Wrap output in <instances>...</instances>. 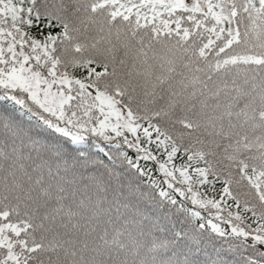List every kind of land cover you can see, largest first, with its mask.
Segmentation results:
<instances>
[{
  "label": "snow or ice",
  "instance_id": "snow-or-ice-1",
  "mask_svg": "<svg viewBox=\"0 0 264 264\" xmlns=\"http://www.w3.org/2000/svg\"><path fill=\"white\" fill-rule=\"evenodd\" d=\"M0 264H264V0H0Z\"/></svg>",
  "mask_w": 264,
  "mask_h": 264
}]
</instances>
